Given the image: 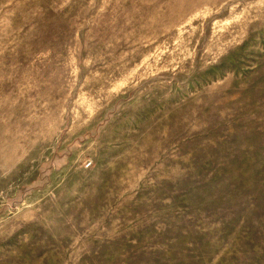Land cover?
Returning <instances> with one entry per match:
<instances>
[{"label":"rangeland","instance_id":"1","mask_svg":"<svg viewBox=\"0 0 264 264\" xmlns=\"http://www.w3.org/2000/svg\"><path fill=\"white\" fill-rule=\"evenodd\" d=\"M0 264H264V0H0Z\"/></svg>","mask_w":264,"mask_h":264}]
</instances>
